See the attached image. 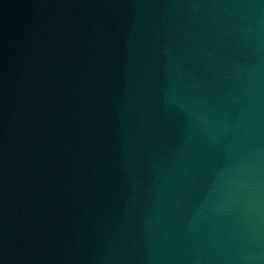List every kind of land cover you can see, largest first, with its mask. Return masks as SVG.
Segmentation results:
<instances>
[{
  "label": "water",
  "instance_id": "obj_1",
  "mask_svg": "<svg viewBox=\"0 0 264 264\" xmlns=\"http://www.w3.org/2000/svg\"><path fill=\"white\" fill-rule=\"evenodd\" d=\"M0 264H264V0H0Z\"/></svg>",
  "mask_w": 264,
  "mask_h": 264
}]
</instances>
